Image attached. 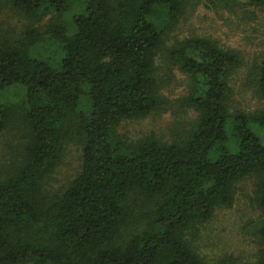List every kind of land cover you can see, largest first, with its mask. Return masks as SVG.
Segmentation results:
<instances>
[{
	"label": "trees",
	"instance_id": "obj_1",
	"mask_svg": "<svg viewBox=\"0 0 264 264\" xmlns=\"http://www.w3.org/2000/svg\"><path fill=\"white\" fill-rule=\"evenodd\" d=\"M0 1L35 24L49 20L0 41V135L18 124L25 136L21 162L0 178V264H207L186 239L190 227L230 207L250 175L264 209V59L262 108L233 109L239 52L211 38L167 46L191 0H85L78 12L74 0ZM46 40L51 55L37 50ZM162 55L189 76L181 104L196 117L171 141H130L119 135L123 121L167 109ZM73 133L84 139L82 170L49 195L44 181ZM261 238L256 264L264 225Z\"/></svg>",
	"mask_w": 264,
	"mask_h": 264
},
{
	"label": "rangeland",
	"instance_id": "obj_2",
	"mask_svg": "<svg viewBox=\"0 0 264 264\" xmlns=\"http://www.w3.org/2000/svg\"><path fill=\"white\" fill-rule=\"evenodd\" d=\"M74 1L77 2L74 12H78L85 0ZM236 1L237 5L232 0H191L179 22L169 32L166 42L170 48L185 39L211 38L239 52L242 63L231 81L232 106L249 113L263 106L257 91L256 72L264 59V6L255 8L248 5V0ZM155 19L162 26L166 16L160 15ZM47 24L48 19L35 24L9 3L0 1V41L25 39L29 29L44 31ZM45 42L47 40L38 43L37 50L40 54H53V47ZM158 66L162 78L161 94L168 101L167 109L143 119L123 121L118 129L119 135L130 141L150 133H155L163 141H171L181 136L196 117L192 109L181 104V99L188 94L189 76L169 65L163 55ZM24 139L18 124L0 135V178L21 162ZM83 146L84 139L77 133L67 139L62 162L43 184L49 195L61 196L80 174ZM257 189V177H245L235 184L230 207H218L212 219L190 227L186 239L201 260L207 264H219L225 260L240 264L258 262L263 249L264 209L257 203Z\"/></svg>",
	"mask_w": 264,
	"mask_h": 264
}]
</instances>
